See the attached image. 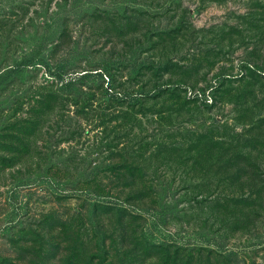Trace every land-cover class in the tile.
I'll list each match as a JSON object with an SVG mask.
<instances>
[{"label":"rangeland","instance_id":"rangeland-1","mask_svg":"<svg viewBox=\"0 0 264 264\" xmlns=\"http://www.w3.org/2000/svg\"><path fill=\"white\" fill-rule=\"evenodd\" d=\"M0 264H264V0H0Z\"/></svg>","mask_w":264,"mask_h":264}]
</instances>
